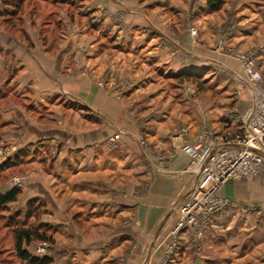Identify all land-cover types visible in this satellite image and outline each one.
Instances as JSON below:
<instances>
[{"label":"crops","instance_id":"crops-1","mask_svg":"<svg viewBox=\"0 0 264 264\" xmlns=\"http://www.w3.org/2000/svg\"><path fill=\"white\" fill-rule=\"evenodd\" d=\"M165 1L95 0L92 10L103 31L95 42L80 35L79 62L76 49L65 47L68 40L63 46L0 47V78L17 92L2 107L0 134L17 148L34 136L41 144L47 137L50 147L63 142L49 162V213L68 216L75 209L66 201L80 200L81 232L88 237L83 245L90 248L82 264H109L110 258L120 264L121 248L131 244L153 241L164 249L177 208L198 177L189 155L196 139L208 132L219 144L240 134L238 117L250 92L232 52L256 48L264 69V14L254 13L252 2L233 1L228 12L229 0L198 15L189 3L193 15L185 18L182 0ZM187 19L196 25L195 36L185 30ZM173 24L178 31L169 30ZM107 67L116 78L100 80ZM216 68L233 79L211 75ZM189 70L205 76L210 92L185 95L176 82ZM122 85H128L123 94L111 89ZM113 130L122 135L111 147L106 138ZM72 184H80L76 198ZM58 194L64 205L54 198ZM216 197L219 208L207 228L199 234L180 230L171 264H264V173L229 180ZM72 226L71 232L77 229ZM93 230L101 234L96 240ZM110 231L114 236L107 240ZM134 263L136 254L128 260Z\"/></svg>","mask_w":264,"mask_h":264},{"label":"rangeland","instance_id":"rangeland-1","mask_svg":"<svg viewBox=\"0 0 264 264\" xmlns=\"http://www.w3.org/2000/svg\"><path fill=\"white\" fill-rule=\"evenodd\" d=\"M56 1H58L60 4H51L53 0H27L26 3L19 10H17L18 13L17 16H15L13 15V7L15 6L16 2H18V0H0V47H7V49H12L13 47L33 49L36 46H59L62 42L64 43L68 40L65 44V47H72V49L74 47V49H76L77 55L75 56V60H78L79 62L81 59L80 54L82 49V40L80 35L87 33L93 39L92 42H95L94 40H98V37H100V35L97 33H102L103 31L101 21L98 20V18L94 15L95 12L92 10V3L95 0ZM63 1H65V3ZM182 1L185 3L186 7L185 18H189L190 16L192 17L193 14L198 15L200 14L199 12L203 13L205 10L208 11L206 6L207 0ZM226 1L228 2L229 0H223V3H226ZM233 1L236 0H230L227 5L226 9L228 12L233 11ZM249 1L253 3L254 7H252V10L254 13L264 14V0ZM189 3L192 5L191 8L194 12L193 14L191 12L192 10L188 11L187 6ZM169 9L174 11V8ZM221 13L224 15V12ZM8 16L10 17L9 25L11 26L5 23L7 21V18L5 19V17ZM195 26L196 25H193V23H189V21L186 23L185 30H187L189 37L191 35L195 36L198 32ZM224 27H226V25H220V31H225ZM156 30L157 29H153L154 32ZM169 30L178 31L177 25H171ZM3 50L4 48H0V52H3ZM236 54L238 53L232 52L231 55L233 57H231L236 59ZM243 54H250L255 57L256 68L260 72L264 83V69L260 67L256 48L247 50ZM227 55L229 56V53H227ZM236 61L239 63V74L241 75V79L245 82L241 64L237 59ZM117 73L118 72L113 70L112 67H107L102 73V78L100 80L105 78L109 79L110 77L116 78ZM211 75L217 76L218 79H233L220 68L212 71ZM123 78L128 79L127 76H122V79ZM2 79L3 78L1 77L0 112L2 111V107L4 106L5 102L9 101V99L12 100L17 97L15 88L9 86V83L7 81L4 82ZM205 81L207 82L203 74L189 70L182 76H179L178 82L176 83L178 86L182 87L185 95L192 96L194 94L197 95L198 92L202 91L203 93L205 92L204 94H206V90H211L206 89V86L204 85ZM122 86L123 88L112 87L111 89L120 95L123 94V91L128 89V85ZM240 86V90L246 95V88L242 85ZM62 105L67 108L71 106L69 102H66L65 104L62 103ZM1 121L0 113V127ZM113 131V134L106 138V143L111 147L116 145L119 141V139H117L114 143L108 142V139L114 136L117 132L116 130ZM29 132L32 133V129H29ZM51 133L52 132H48L49 136ZM33 138L36 139L35 136ZM32 139L29 140V142H27L24 146L17 148L15 145L6 142L0 134V193H5L13 188H18L21 191V195L17 202L9 205L7 210L0 214V264H27L25 262H21L17 258L13 247V229L16 226L21 227L23 225L32 228H38L39 225H45L49 229L47 235L51 236L53 239L52 244L33 242L29 246L25 247V249L33 257L40 259L43 257H48L51 260L50 264H82L81 262L83 259H86L85 256L88 254V250L90 248H87L85 245H83L84 240L88 239V237H86V233L81 232L84 220L82 219L81 215L80 200L73 202H70V200L66 201L67 206L73 205V208L75 209L72 211L70 210L69 212L71 214L68 216L61 215L60 217H56L49 213L50 209L52 208L50 205L52 203V198L49 197L48 193L51 191V187L53 186V183H50V180L48 179L52 172L51 168L49 167V162L54 159L57 154L59 144L63 145V142L58 139L57 144L50 147L45 144L48 142L47 137H44L43 139L45 141L44 144H41V142L38 141L39 139L36 141ZM33 164H35L36 168H34ZM35 172H37L38 176L35 174ZM39 176L45 177L46 182L42 183V179ZM71 186L74 189L72 198H76L77 196L75 194L79 193L80 184H72ZM26 196H32V198L27 200ZM54 196L57 203L59 202L63 205L65 204L63 199H59L61 198L60 196H62L61 194ZM31 200L33 201L32 205L28 208L32 211L31 218L25 219V214L27 213V203ZM69 224H72L77 229L71 232L68 229ZM208 225L209 222L207 225H205V227L195 229L196 234H199V232L207 228ZM170 232L171 230L163 239L162 243L165 245L164 249H158L157 246L159 247L160 243H158L156 246L153 241L147 242V245H149L148 247H145L143 243L131 244L122 247L120 254H118L119 257H121V261L119 263L128 264L129 257L136 254V264H171V257L178 252V236L180 234V230L173 235ZM89 234L94 240L101 236V234L97 233L96 230H93V233L89 231ZM104 236L108 240V238H112L114 235L113 232L110 231L105 232ZM155 255H157V257H155ZM151 256H154V258L150 259ZM112 259L114 258L109 259V264H113L111 262ZM98 264H100V262ZM251 264L257 263L252 261Z\"/></svg>","mask_w":264,"mask_h":264},{"label":"built area","instance_id":"built-area-1","mask_svg":"<svg viewBox=\"0 0 264 264\" xmlns=\"http://www.w3.org/2000/svg\"><path fill=\"white\" fill-rule=\"evenodd\" d=\"M245 83L249 87L250 104L239 115L240 134L216 144L208 132L200 135L189 155L190 167L198 173L197 180L178 206V220L171 234L190 227H205L219 208L217 193L229 180L251 179L264 173V83L250 54L238 53ZM121 131L108 142L114 143Z\"/></svg>","mask_w":264,"mask_h":264},{"label":"trees","instance_id":"trees-1","mask_svg":"<svg viewBox=\"0 0 264 264\" xmlns=\"http://www.w3.org/2000/svg\"><path fill=\"white\" fill-rule=\"evenodd\" d=\"M27 0H18L16 2L15 6L12 7L13 12L15 16H17V10H19ZM65 3V1H63ZM60 4L58 1L53 0L51 4ZM223 5V0H207L206 6L209 11H215L221 8ZM12 12V13H13ZM7 18V19H6ZM7 20L5 23L10 24L9 20L10 17H5ZM11 26V25H9ZM197 85V84H196ZM21 195V191L18 188H13L5 193H0V214L5 212L8 208L9 205L14 204L17 202L18 198ZM32 200L27 203V213L25 214V219L31 218V213L32 211L29 210V206L32 205ZM49 229L45 225H39L38 228L34 227H26V226H21L18 227L16 226L13 229V239H14V251L16 253L17 258L21 262H25L27 264H50L51 260L48 257H43V258H37L33 257L32 255L29 254V252L25 249V247L29 246L33 242H43V243H53V239L51 236L47 235V232Z\"/></svg>","mask_w":264,"mask_h":264}]
</instances>
